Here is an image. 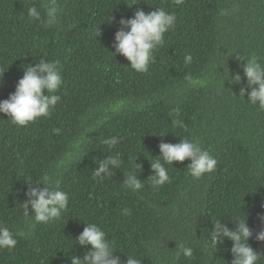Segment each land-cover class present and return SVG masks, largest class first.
<instances>
[{
	"label": "trees",
	"instance_id": "trees-1",
	"mask_svg": "<svg viewBox=\"0 0 264 264\" xmlns=\"http://www.w3.org/2000/svg\"><path fill=\"white\" fill-rule=\"evenodd\" d=\"M34 2L0 0V101L14 93L22 68L40 58L60 62L63 85L52 113L26 127L0 114V225L18 241L0 250V264H71L88 250L75 241L85 223L106 233L121 264L129 256L142 264H231L232 242L215 247L212 223L234 229L246 217L254 233L248 243L264 251L255 239L264 230V109L240 96L247 89L241 58L264 63V0H130L116 8L111 0H58L60 20L51 27L43 23L48 0L34 4L41 21L28 18ZM131 6L176 16L144 73L110 53L111 32L133 17ZM237 73L241 84L230 81ZM188 75L202 83L186 87ZM110 137L119 138L111 150L103 144ZM185 137L217 159L216 170L194 179L190 161L166 164L170 182L153 188L147 179L158 145ZM117 154L122 164L113 176L96 177L100 160ZM135 163L144 187L134 192L122 182ZM44 175L58 178L69 196L61 217L47 224L25 217L20 206L25 177ZM180 244L192 257L177 255Z\"/></svg>",
	"mask_w": 264,
	"mask_h": 264
},
{
	"label": "clouds",
	"instance_id": "clouds-1",
	"mask_svg": "<svg viewBox=\"0 0 264 264\" xmlns=\"http://www.w3.org/2000/svg\"><path fill=\"white\" fill-rule=\"evenodd\" d=\"M176 2L181 3L182 0H176ZM35 3L36 0L28 8L27 16L30 20L41 21V5L37 8L34 6ZM129 3L130 0H111V6L114 8ZM43 7L45 12L43 23L49 27L58 24L61 12L58 0H48ZM132 9L135 11L133 17L122 18L119 21V27L111 32L114 36L115 51L110 53L113 56H123L130 62L131 69L144 73L154 62L153 53L163 43L165 33L174 29L176 16L166 12L163 8H156L149 13L134 9V7ZM106 21L112 24L114 18H108ZM192 59L191 54H186L185 64H190ZM241 60L243 61V75L247 80V89L242 87L240 96L244 97L247 94L249 103L264 109V63H261L255 56L241 58ZM22 71L23 76L16 83L14 93L10 94L8 99L0 101V114L10 118L11 122L17 126L26 127L31 122L52 113L61 99L56 93L63 85V77L59 61H48L43 58H40L34 65L29 64L23 67ZM230 81L234 84H241V75L237 73L230 78ZM185 83L186 87H194L202 82L188 75L185 77ZM120 106L121 104H118L112 110L116 111ZM173 123L183 127L182 121L174 120ZM53 132L58 135L61 129L55 128ZM118 143V137L103 140V144L109 150L115 148ZM158 147L160 155L150 163L152 174L147 179L153 188H159L170 182L166 164L173 166L175 163L190 161L186 169L194 179H200L205 174H211L216 170L217 159L201 147L199 141L195 139L185 137L175 144L161 141ZM121 164L122 160L118 154L107 155L105 159L100 160L94 170V175L101 180L111 177L114 170L120 168ZM138 171H142V165L135 163V171L124 176L122 182L126 188L134 192L144 187L143 181L138 178ZM23 182L28 185L25 192L27 199L20 204L25 217H32L35 222L45 224L61 217L62 212L68 207L69 196L67 192L61 190L58 178L44 175L34 182L28 176ZM29 212L32 214L30 215ZM260 219L264 222V216ZM222 221L217 220L212 223L211 239L215 247L223 244L225 240L229 244L232 242L231 264H258L261 259L264 262V251L255 246L252 248L248 243L254 233L247 225V217L239 222L234 221V229H229ZM85 225L75 241L76 244L88 250L83 257L71 256V264H121L120 256L116 255L118 252L114 244L106 238V233L96 224L85 223ZM255 239L264 242V230L256 233ZM17 242L10 228L0 225V250H12ZM178 249L177 255L183 254L189 258L193 255V249L184 244L178 245ZM124 264H142V262L129 256Z\"/></svg>",
	"mask_w": 264,
	"mask_h": 264
}]
</instances>
